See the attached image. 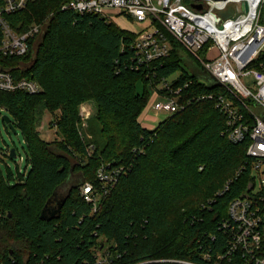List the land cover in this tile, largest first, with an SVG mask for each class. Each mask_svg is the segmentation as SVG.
Listing matches in <instances>:
<instances>
[{
    "label": "trees",
    "instance_id": "trees-1",
    "mask_svg": "<svg viewBox=\"0 0 264 264\" xmlns=\"http://www.w3.org/2000/svg\"><path fill=\"white\" fill-rule=\"evenodd\" d=\"M67 1H30L6 17L17 33L42 26L27 54L0 60V67L38 82L42 91H0V109L21 132L26 153L22 173L7 167L5 176L0 166V264H98L106 255L105 264L200 262V252L221 249L218 223L229 201L246 195L254 182L248 144L229 142L215 102L197 99L225 90L201 82L197 62L169 36L170 55L139 66L137 34L98 15L63 11ZM165 79L174 87L192 83L178 96L183 108L149 128L142 113L161 96ZM137 81L144 93L137 92ZM87 101L96 112L82 129L79 107ZM44 113L58 115L60 139L40 135ZM8 150L2 155L0 149V161L16 159ZM102 165L122 171L96 211L77 189L58 195L76 171L84 183L96 184ZM64 199L57 218H40L45 206L55 211Z\"/></svg>",
    "mask_w": 264,
    "mask_h": 264
},
{
    "label": "built area",
    "instance_id": "built-area-1",
    "mask_svg": "<svg viewBox=\"0 0 264 264\" xmlns=\"http://www.w3.org/2000/svg\"><path fill=\"white\" fill-rule=\"evenodd\" d=\"M30 1L36 0H0V60L27 54L30 40L39 33L42 26L38 24L17 33L6 19L7 15L24 10ZM262 2L68 0L61 8L81 15H98L109 21L110 13L114 12L116 16H126L134 22H149L150 29L137 34L133 43L139 66L165 60L171 52L170 39L177 43L197 62L201 82L225 90L224 93L203 94L197 99L215 102L225 117L224 134L229 142L248 144L246 154L251 159L252 175L264 166V24L260 21L259 12ZM194 6H200L201 9ZM229 7L233 8L232 14L225 16ZM200 51L205 52V59L198 56ZM245 77L253 78V87L249 88L242 82ZM191 83L192 80H189L183 86L174 87L170 80L165 79L160 85V91L163 92L151 107L158 112L176 113L183 108L178 96ZM0 91L35 95L42 91V87L34 80L16 77L10 69L0 67ZM192 101L188 100L187 104ZM84 105L79 107L81 110L78 113L81 127L89 114ZM246 167L242 166L234 179ZM121 171V168L102 165L95 174L97 183H84L81 186L80 196L93 205V211L111 193ZM253 178L252 189L246 195L229 201L226 217L218 223V229L223 232L220 250L200 252V262L162 258L152 263L264 264V176L260 177L261 186L256 191L255 176ZM231 181L225 184L217 196L228 190ZM105 263L107 255L100 256L98 264Z\"/></svg>",
    "mask_w": 264,
    "mask_h": 264
},
{
    "label": "rangeland",
    "instance_id": "rangeland-1",
    "mask_svg": "<svg viewBox=\"0 0 264 264\" xmlns=\"http://www.w3.org/2000/svg\"><path fill=\"white\" fill-rule=\"evenodd\" d=\"M233 8L229 7L227 11H225V16H230L232 14ZM260 20L264 22V0L261 3L260 9ZM110 18L111 21L114 22L120 29L130 31L136 34L142 33L148 29H150V23L146 22H134V20L126 17V16H116V13L112 12L110 13ZM213 56L215 55V51L212 52ZM198 56L201 59H205V52L200 51L198 52ZM184 59L186 61H189L193 67H196L195 64H192V61L185 56ZM184 63V62H183ZM203 81H205L204 78H201ZM242 82L249 88L253 87V78L252 77H245L242 78ZM136 89L137 92L144 93V84L141 81H137L136 83ZM149 99L150 103L153 101V96L154 92L153 89L151 90L149 88ZM156 98V97H155ZM156 100V99H155ZM158 100V99H157ZM86 105L87 110L89 112L88 116L83 120V128L82 129H87L88 127V122L91 120L93 115L96 112L95 104L92 101H87L83 103L82 105ZM81 105V107H82ZM84 105V106H85ZM81 109H79L80 111ZM1 117L3 115H6V111L4 109H0ZM169 116L168 113L165 112H158L155 111L151 106H147V108L143 111L142 113V119H143V124L149 127H156L159 122L165 120ZM0 117V149L3 151L2 155H8L9 154V149H15L16 150V159L11 160L7 157H3L2 161H0V166L3 171V174L6 176L7 175V167L11 168L10 170L13 173H17L18 170L22 173L25 169L26 166V153H25V143L23 139V136L20 131H17L16 134L9 133L8 130L6 129L5 125L3 124L2 120ZM58 118V115L54 114H49V113H44L41 119L39 131L40 135L48 141H54L56 139H60L59 136L56 133V128H55V123ZM84 140L88 139L89 136L83 135ZM85 140V141H86ZM1 155V154H0ZM252 176H255V190H258L261 186V179L262 176H264V166L261 169V171L257 173H253ZM82 175L80 174L79 171L74 172L71 175V178L66 181L61 187L58 189V195H61V197L68 195V193L73 190L77 189L78 192L80 193V188L84 184L83 182ZM52 211V206L50 208Z\"/></svg>",
    "mask_w": 264,
    "mask_h": 264
},
{
    "label": "water",
    "instance_id": "water-1",
    "mask_svg": "<svg viewBox=\"0 0 264 264\" xmlns=\"http://www.w3.org/2000/svg\"><path fill=\"white\" fill-rule=\"evenodd\" d=\"M194 8L201 9L200 6H194ZM245 10H246V6H245ZM1 120L5 123V125L10 129V131L13 134L17 133V131L13 127V125L11 123V119H10V117L8 115H3ZM10 151H11L10 152V154H11L10 157L13 158V159L16 158L15 149H11ZM252 187H253L252 184H248V187H247L248 191L251 190ZM64 203H65V199L62 201V203L60 204L58 209L55 210V211H49V209L46 208V206H45L44 210H42V212H41L40 218L42 220H47V221H50V220H52L54 218H57L59 216V213H60V208L64 205Z\"/></svg>",
    "mask_w": 264,
    "mask_h": 264
},
{
    "label": "crops",
    "instance_id": "crops-1",
    "mask_svg": "<svg viewBox=\"0 0 264 264\" xmlns=\"http://www.w3.org/2000/svg\"><path fill=\"white\" fill-rule=\"evenodd\" d=\"M130 32V31H129ZM133 33V32H132ZM158 99V98H157ZM142 122H143V119H142ZM145 125V124H144ZM146 126V125H145ZM147 127H149V126H147ZM149 128H152V127H149Z\"/></svg>",
    "mask_w": 264,
    "mask_h": 264
},
{
    "label": "flooded vegetation",
    "instance_id": "flooded-vegetation-1",
    "mask_svg": "<svg viewBox=\"0 0 264 264\" xmlns=\"http://www.w3.org/2000/svg\"><path fill=\"white\" fill-rule=\"evenodd\" d=\"M49 209V211H52L50 208H48Z\"/></svg>",
    "mask_w": 264,
    "mask_h": 264
}]
</instances>
